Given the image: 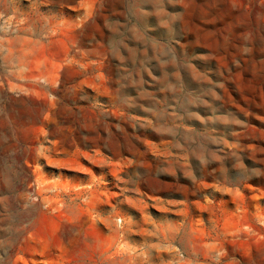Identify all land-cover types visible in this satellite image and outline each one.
<instances>
[{"label":"rangeland","instance_id":"rangeland-1","mask_svg":"<svg viewBox=\"0 0 264 264\" xmlns=\"http://www.w3.org/2000/svg\"><path fill=\"white\" fill-rule=\"evenodd\" d=\"M0 264H264V0H0Z\"/></svg>","mask_w":264,"mask_h":264}]
</instances>
